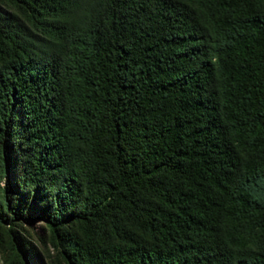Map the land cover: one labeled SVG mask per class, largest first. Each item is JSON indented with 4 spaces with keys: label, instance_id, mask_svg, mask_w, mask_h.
<instances>
[{
    "label": "trees",
    "instance_id": "obj_1",
    "mask_svg": "<svg viewBox=\"0 0 264 264\" xmlns=\"http://www.w3.org/2000/svg\"><path fill=\"white\" fill-rule=\"evenodd\" d=\"M34 220L45 264H264V0H0L7 264Z\"/></svg>",
    "mask_w": 264,
    "mask_h": 264
},
{
    "label": "rangeland",
    "instance_id": "obj_2",
    "mask_svg": "<svg viewBox=\"0 0 264 264\" xmlns=\"http://www.w3.org/2000/svg\"><path fill=\"white\" fill-rule=\"evenodd\" d=\"M23 233L28 239H30L34 245L41 251V255H33L32 258L35 259L37 264H45L48 261L46 255L50 251V247L46 245L44 240L46 239L44 235V229L39 220H34L31 222H23V228L18 229ZM7 239L0 234V264L6 263V249H7Z\"/></svg>",
    "mask_w": 264,
    "mask_h": 264
}]
</instances>
